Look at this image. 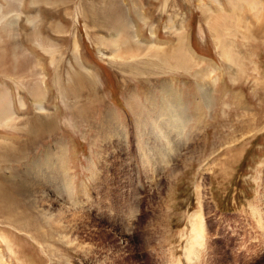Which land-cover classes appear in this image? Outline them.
I'll return each mask as SVG.
<instances>
[{"label": "rangeland", "instance_id": "obj_1", "mask_svg": "<svg viewBox=\"0 0 264 264\" xmlns=\"http://www.w3.org/2000/svg\"><path fill=\"white\" fill-rule=\"evenodd\" d=\"M2 104L0 264H264V0H0Z\"/></svg>", "mask_w": 264, "mask_h": 264}, {"label": "bare ground", "instance_id": "obj_2", "mask_svg": "<svg viewBox=\"0 0 264 264\" xmlns=\"http://www.w3.org/2000/svg\"><path fill=\"white\" fill-rule=\"evenodd\" d=\"M117 3H115L114 6H109L107 11H105V12L107 14L106 16L109 15L110 20H108V21H110V25H112L116 29V35H115L116 37H118V36L120 37V35L124 31V29L127 30V36H125L122 39V41H120V46H122L125 49V52H124L125 54L123 53L121 55H125L126 56V53H127V56L129 55V56H134V57L135 56H140V55H148L151 61H156V59L159 60L161 58L163 60L164 64L171 63L172 65H174L176 67L185 68V69L189 70V67H191V63H192L191 61H192V58H193V54L191 52H188V51L185 50V43L184 42L182 43V41H183L182 40V34L179 37V39H180L179 46L173 47L172 49H167L165 52H156L154 50V48H152L151 46L147 47V46L143 45L142 43H140V42H138L136 40V38L134 37V34H133L132 26H131V24L129 22V19L127 18L126 14H125V11H124L122 5L119 6L120 3L119 4H117ZM206 10H208V9H206ZM102 11H98L97 9L96 10L95 9L92 10L93 14L97 13V12L102 13ZM112 11H113V13H112ZM103 13H104V11H103ZM219 16H217V17L219 18ZM220 18H221V16H220ZM223 18H224V16H223ZM220 21L222 22V20H220ZM214 23H216V22H214ZM222 23H221V25H222ZM225 25H227V24H225ZM215 37H216V40H217V44H219L220 47H221V54L231 59V57H233L231 44H230V42L229 43L227 42L226 36L222 35L221 31L216 30ZM40 44L44 45L42 43V41L40 42ZM141 49L146 51L147 53H144L143 51L138 53L137 51H139ZM162 55H164L165 57H163ZM206 76H209V78H210V73L208 75L206 74ZM210 81L212 83V86L210 85V87L207 88V90L212 93L214 91V83L216 81L211 79V78H210ZM210 81H208V82L210 83ZM207 97H210V96L208 95ZM165 104H166L167 112H174V113H176L178 115V117H181L182 119H185L183 112L181 110H179L180 107L182 106L181 98L177 94L174 95L172 90L170 92L168 101L165 102ZM163 107H164V105L162 106V108ZM41 109H43V107H41ZM181 109H184V108H181ZM82 112H83V110H82ZM11 117H12V115H11L9 109L5 106V104L0 105V119H4V120L8 121V119H10ZM180 119H178V121ZM172 121H173V117H172ZM52 127H53L52 126V122L51 123L45 122V118H43L42 121L40 120L39 127L37 129H35V130L32 129L29 132V134L38 135L39 136V134H37V133L40 130L41 131H46V130L52 129ZM53 154H54V152H53ZM4 159L6 161L8 160L6 158H4ZM56 172H57V170H56ZM9 186L16 188L12 184H9ZM12 189H5L6 192H4L2 190L0 191V211L2 210V211L5 212V211H10L11 210V208H12L11 206L13 205L11 202H13V201L11 200V202H9L4 194L6 193V195H7V190H8V194H9V196H11V194H13V193H11ZM2 195H4V196H2ZM1 197L2 198L5 197L6 200L5 201L1 200ZM8 204H10L11 206L8 205ZM202 234H203L202 222L201 221H199V222L197 221V222L194 223V228H193V234H192L193 242L197 243L200 240V238L202 237ZM198 243H200V242H198ZM193 248H194V246H193ZM190 250L192 251V247H191Z\"/></svg>", "mask_w": 264, "mask_h": 264}]
</instances>
